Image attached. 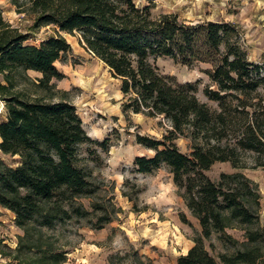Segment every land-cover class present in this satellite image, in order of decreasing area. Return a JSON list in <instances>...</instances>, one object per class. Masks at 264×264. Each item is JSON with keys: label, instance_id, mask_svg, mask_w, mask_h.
<instances>
[{"label": "trees", "instance_id": "obj_1", "mask_svg": "<svg viewBox=\"0 0 264 264\" xmlns=\"http://www.w3.org/2000/svg\"><path fill=\"white\" fill-rule=\"evenodd\" d=\"M15 3L33 22L23 28L0 16V99L5 102L0 150L16 158V164H10L0 155V205L15 213L24 230L16 248L20 262L67 260V251L54 246L47 232L74 219V212L90 215L77 199L93 196L98 185L92 171L79 164L80 147L93 141L109 146L108 140L89 135L69 92L56 90L54 80L66 77L57 63L72 53L65 35L71 34L121 80L125 113L163 116L171 122L162 139L137 134L138 142L155 153L137 155L134 165L145 173L168 167L200 221L202 233L179 256V264H219L206 245L214 234L236 247L220 254L224 264H264L257 183L242 171L222 172L219 179L207 173L216 162L245 166L239 148L255 151L256 165H264V61L250 59L238 26L226 20L189 23L177 13L156 16L152 4L136 0ZM44 27L54 32L39 37ZM161 57L187 66L210 64L207 73L217 88L207 86L205 92L220 108L199 98L198 82H181L163 73L157 63ZM29 70L42 73L28 80L35 92L21 80ZM180 138L192 139L190 152L181 149ZM109 221L102 214L96 227ZM229 228L245 230L246 240L237 239Z\"/></svg>", "mask_w": 264, "mask_h": 264}, {"label": "rangeland", "instance_id": "obj_2", "mask_svg": "<svg viewBox=\"0 0 264 264\" xmlns=\"http://www.w3.org/2000/svg\"><path fill=\"white\" fill-rule=\"evenodd\" d=\"M136 1L140 5L152 4L156 16L177 13L189 23L203 20L232 22L241 30V43L248 50L250 59L258 63L264 61V0ZM0 16L23 28L33 22L30 16L18 11L15 0H0ZM53 32V27H44L38 36L45 37ZM65 35L73 50L66 60L57 63L66 77L54 80L56 90L69 92L68 99L77 106L89 135L100 142L108 140L109 146L96 141L81 145L79 164L92 171L98 190L91 197L77 200L91 213L80 216L74 212V219L48 231L47 239L67 251V260L62 264H179V256L187 253L194 238L202 233L200 221L182 195L185 189L175 183L168 167L145 173L134 165L137 155L152 156L155 153L154 149L138 142L137 134L162 139L171 128V122L163 116L125 113L121 80L86 51L77 36ZM157 63L163 73L173 75L181 82H198L199 98L213 109L220 108L219 103L205 92L207 86L217 88L207 73L210 64L202 62L187 66L170 57H161ZM24 74L27 76L21 78L24 88L35 92L37 88L28 80L34 81L42 73L29 70ZM260 92L264 94V87ZM4 118L5 102L0 99V121ZM178 144L185 152L192 150L191 138H180ZM238 150L245 166L216 162L207 173L213 179H219L222 172L242 171L252 178L261 194L259 213L264 221V165H256L255 151ZM0 155L8 163L16 164L15 157L3 155L1 150ZM102 214H107L110 221L98 228L96 224ZM228 232L240 241L246 240L245 230L241 228H229ZM21 235L24 230L17 224L15 213L0 205V264H26L20 262L16 251ZM206 245L219 264H224L220 257L222 252L236 250L219 234H214Z\"/></svg>", "mask_w": 264, "mask_h": 264}]
</instances>
